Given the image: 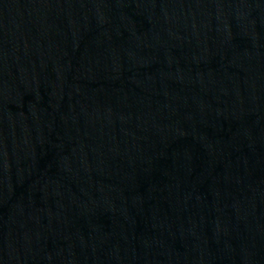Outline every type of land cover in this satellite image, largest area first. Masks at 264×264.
I'll use <instances>...</instances> for the list:
<instances>
[{"label": "water", "instance_id": "obj_1", "mask_svg": "<svg viewBox=\"0 0 264 264\" xmlns=\"http://www.w3.org/2000/svg\"><path fill=\"white\" fill-rule=\"evenodd\" d=\"M0 264H264V0H0Z\"/></svg>", "mask_w": 264, "mask_h": 264}]
</instances>
